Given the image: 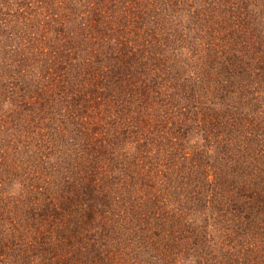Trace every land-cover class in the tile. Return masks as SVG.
Segmentation results:
<instances>
[{"label": "trees", "instance_id": "trees-1", "mask_svg": "<svg viewBox=\"0 0 264 264\" xmlns=\"http://www.w3.org/2000/svg\"><path fill=\"white\" fill-rule=\"evenodd\" d=\"M0 264H264V0H0Z\"/></svg>", "mask_w": 264, "mask_h": 264}]
</instances>
